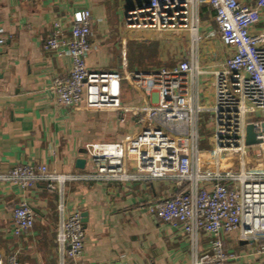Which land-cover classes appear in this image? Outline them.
<instances>
[{
  "label": "built area",
  "instance_id": "built-area-1",
  "mask_svg": "<svg viewBox=\"0 0 264 264\" xmlns=\"http://www.w3.org/2000/svg\"><path fill=\"white\" fill-rule=\"evenodd\" d=\"M137 1L138 6L128 15L129 23L138 28L188 30L189 59L148 72L90 70L86 61L91 52L93 15L88 9L72 13L69 35L62 19L55 21L43 45L46 52L66 51L72 62L69 74L57 76L53 83L58 105L69 108L85 103L96 111L122 110L125 82L157 95L153 105L134 110L142 115L139 122L143 126L136 144L132 149L121 143L87 144L89 170L59 174L46 165H17L0 174V184L24 191L43 184L57 194L58 264H80L85 250L82 212L67 204L66 186L71 182L174 184L179 192L151 205L149 212L165 224L182 227L194 254L191 264L238 262L239 255L229 252L225 242V236L235 232L238 241L255 246L254 255L264 260V30L252 32L260 23L264 0H254V5L240 0ZM204 4L214 11L220 39L231 49L223 66L212 73L215 99L209 107L200 105L191 94L201 74L196 54L202 39ZM5 43L0 38V45ZM205 114L212 125V173L201 166L200 123ZM249 125L260 144L246 145ZM227 153L237 161L221 169V157ZM35 223L36 214L24 201L14 211L11 232L15 237L29 234ZM204 237L210 239L205 254L200 251ZM0 264L20 263L14 255L0 253Z\"/></svg>",
  "mask_w": 264,
  "mask_h": 264
},
{
  "label": "crops",
  "instance_id": "crops-1",
  "mask_svg": "<svg viewBox=\"0 0 264 264\" xmlns=\"http://www.w3.org/2000/svg\"><path fill=\"white\" fill-rule=\"evenodd\" d=\"M240 1L254 5V0ZM138 4L137 0H0V38L6 40L0 45V174L25 164L46 165L59 174L81 173L92 167L84 150L87 144L121 143L132 149L143 131L142 115L134 110L153 105L157 95L125 82L122 110L96 111L85 103L58 105L53 83L57 76L69 74L72 62L66 51L46 52L43 45L55 21L62 19L69 35L72 13L88 9L93 15L86 61L90 70L148 72L189 59L188 30L138 28L129 23L128 15ZM201 11L200 27L212 40L201 46V39L198 46L201 74L191 94L209 107L215 99L212 73L223 66L231 49L220 39L212 8L204 4ZM263 30L264 11L252 32ZM184 36L189 42L182 41ZM78 159L87 160L84 170L76 167ZM201 166L204 172H214L215 157L212 162L201 160ZM66 190L68 208L88 214L80 264H191L194 254L182 227L165 224L149 212L151 205L179 192L174 184L71 182ZM24 201L33 208L36 223L29 234L15 237L13 215ZM56 208L57 194L43 184L27 191L0 184V253L14 255L20 264H58ZM238 235L225 236L227 250L240 257L233 264H264L251 251L252 245L238 241ZM201 245V253H208L210 239L202 238Z\"/></svg>",
  "mask_w": 264,
  "mask_h": 264
},
{
  "label": "rangeland",
  "instance_id": "rangeland-1",
  "mask_svg": "<svg viewBox=\"0 0 264 264\" xmlns=\"http://www.w3.org/2000/svg\"><path fill=\"white\" fill-rule=\"evenodd\" d=\"M200 36L203 40V42H201V46H208L209 44H211V40L212 38L210 37L209 35V32L206 31V29L203 27H200ZM182 41H188L189 42V38L184 36L183 37V40ZM152 51V49L150 50ZM203 59H200V62L203 63ZM205 92V87L202 88V93ZM204 98V97H202ZM202 104H204V102L202 101L201 102ZM213 104V103H212ZM212 104H209V106H211ZM211 123L209 122V118H208V115L205 114L202 116V119H201V123H200V131H201V139H200V142H201V147H200V150H201V160H205L207 162H212L214 157L212 156V146L210 144V136H211V133H212V128H211ZM249 151H251V149H249ZM236 158L234 157V155L232 154H223L222 157H221V160H220V163H221V169H223V166L224 165H229V164H234V162H236ZM248 247V246H247ZM250 247V246H249ZM255 246H251V251H254L255 250ZM235 254L237 252H234ZM249 253V250L248 252Z\"/></svg>",
  "mask_w": 264,
  "mask_h": 264
},
{
  "label": "water",
  "instance_id": "water-1",
  "mask_svg": "<svg viewBox=\"0 0 264 264\" xmlns=\"http://www.w3.org/2000/svg\"><path fill=\"white\" fill-rule=\"evenodd\" d=\"M263 131H264V123L262 125ZM261 141H258L256 139V134H255V129L252 125H249L247 128V139H246V145L247 146H253V145H258L260 144ZM87 164V160L86 159H78L76 161V167L80 170H84ZM83 217V224H84V229H85V224L88 221V214L87 213H83L82 214Z\"/></svg>",
  "mask_w": 264,
  "mask_h": 264
}]
</instances>
